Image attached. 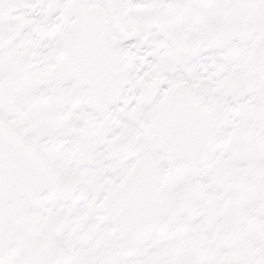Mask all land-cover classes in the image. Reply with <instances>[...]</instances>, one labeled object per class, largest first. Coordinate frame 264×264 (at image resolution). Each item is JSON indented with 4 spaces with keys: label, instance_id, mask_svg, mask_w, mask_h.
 Here are the masks:
<instances>
[{
    "label": "snow or ice",
    "instance_id": "1",
    "mask_svg": "<svg viewBox=\"0 0 264 264\" xmlns=\"http://www.w3.org/2000/svg\"><path fill=\"white\" fill-rule=\"evenodd\" d=\"M0 264H264V0H0Z\"/></svg>",
    "mask_w": 264,
    "mask_h": 264
}]
</instances>
